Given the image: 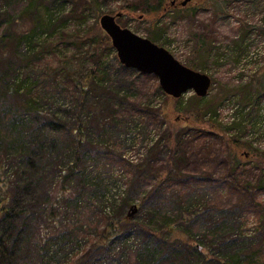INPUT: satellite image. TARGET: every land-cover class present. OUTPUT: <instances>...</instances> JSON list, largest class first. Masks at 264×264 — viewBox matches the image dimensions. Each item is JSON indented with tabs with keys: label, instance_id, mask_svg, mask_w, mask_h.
Masks as SVG:
<instances>
[{
	"label": "rangeland",
	"instance_id": "374dc122",
	"mask_svg": "<svg viewBox=\"0 0 264 264\" xmlns=\"http://www.w3.org/2000/svg\"><path fill=\"white\" fill-rule=\"evenodd\" d=\"M38 1L44 5L32 6L22 13L28 0H0V80L3 78L8 86H0V160L4 162L2 176L7 184L5 198L0 201V207L7 206L6 212L0 214L1 240L11 230L16 235V229L25 221L29 227L18 234L17 243L20 249L26 247L30 256L36 252L31 264H40L45 245L39 250L38 243L32 241V225L62 184L72 192L70 198H62L57 204L63 210V235L67 241L63 250L70 253L67 257L75 259L81 255V249H88L75 264L124 263L120 258L123 251L122 255L131 252L133 257L145 241L161 250V239L174 250L166 256L158 253L154 264H168L175 261L176 254L182 256V252V260L173 264H213L187 251L191 241H206L205 227L212 218L202 215L207 219L196 228L177 226L175 213L179 212L174 203L163 201L154 187L158 178L167 177L175 167L184 176L193 175L183 169L182 150H177L168 134L171 132L177 138L176 135L186 136L193 130L209 131L211 123L222 128L221 140L214 145L220 146L219 156L237 153L243 168L264 167V0H191L184 6L180 5L182 0H96L99 9L88 8L85 14L84 0ZM46 10L55 21L64 20L60 23L63 29L59 30L64 36L62 40L59 38L56 50L47 55L49 59L43 57L41 63H47L40 67L70 60L71 69L77 59H84L82 72L89 75L90 53L96 49L102 53L105 86L109 87L107 92L84 86V97L76 101L71 96L77 97V92L65 79L71 74L64 70L65 76L58 77L57 89L48 91L58 98L57 103L48 101L45 106L51 107L47 114H54L65 131L51 130L47 139L38 133L31 134L32 111L25 107L22 92L17 93V85L13 83L16 75L27 73L22 65L29 49L12 26L15 23L20 28H34L40 42L48 35L43 22ZM117 12H121L116 20L122 27L151 39L181 63L207 74L211 85L206 96L198 97L188 90L173 98L164 94L155 75L121 65L98 21L101 14ZM18 14L22 16L17 18ZM94 38L98 40L90 44L88 40ZM52 39L56 40L57 35ZM62 66L68 67V62ZM97 100L102 101L101 115L93 109ZM134 108L140 113L133 112ZM77 127L82 131L79 141H75L77 135L73 134ZM20 137L26 151H34L30 160L26 157L15 160L25 153L24 150L19 154ZM234 140L247 144L236 148ZM80 162L75 172L66 171ZM259 198L264 199V193ZM133 206L136 210L127 220ZM240 215L245 216L237 209L225 213L231 223ZM111 220L119 223L120 238L126 236V241L107 246L102 243L105 230L97 234ZM167 221L178 230L172 236L168 234L170 227L163 234L147 229L161 231L160 226ZM84 230L86 233L79 234ZM175 234L178 238H174ZM186 237L192 240L185 241ZM253 238L252 244L260 251L254 264H264V234ZM54 240L47 241L46 246ZM212 248V252L220 255L215 245ZM20 249L16 251L24 255ZM146 253L143 251L141 255ZM161 256L165 259L160 261Z\"/></svg>",
	"mask_w": 264,
	"mask_h": 264
},
{
	"label": "trees",
	"instance_id": "16d2710c",
	"mask_svg": "<svg viewBox=\"0 0 264 264\" xmlns=\"http://www.w3.org/2000/svg\"><path fill=\"white\" fill-rule=\"evenodd\" d=\"M84 1L85 2L82 4L83 14L86 13L88 8L92 10L99 9V7L96 6V0ZM40 5H44V3L38 0H33V2L29 3L28 0L27 5L23 7L24 9L22 13L26 12L28 8H32V6ZM21 16L22 15L18 14L17 18H20ZM43 22L47 26L46 29L48 30V35L40 42L37 40L38 34L34 28H20V26H15V23L12 25L15 31L17 30V36L26 43L27 48L29 49L28 55L25 56V63L22 65L24 68L26 66L27 73L26 75H16V79L13 83H16L17 85L16 92H22L25 107L32 111L30 119H32L31 126L33 131H31V134L38 133L39 136L47 139V134H49L51 130H55V132L58 130L61 132L65 131L63 126H61L56 121V118L52 116L54 114H47V112L51 110V107L45 106V104H48V101L52 104L57 103L58 98L53 97L55 96L53 94H48V91L57 89L58 84H60L58 77L64 74V70L68 69L71 74L70 77H66L65 74L64 76L66 81H68L71 87L77 92V97L71 96L76 101H79L84 97V86L87 89L103 88L106 89L107 92L109 91V87L105 86L107 80L105 79L106 69L103 66L102 53L97 52L96 49H93L90 53L91 55L89 59H91L90 63L92 66L87 70L90 73L89 75L84 76L82 72L83 64L85 63L84 59H77V61H75L76 65L71 69L70 64L72 61L70 60L60 61L57 65L52 67H49V65L47 67H40L47 63H41L43 57L56 50L57 42L60 41L59 38L62 40L64 36L63 31H59L60 29H63L60 28V25L64 23V20L59 19L55 21V17L48 14L46 10ZM10 23H12V21H8V24ZM55 35H57V39L53 40L52 37ZM98 35L100 36L99 33ZM97 40L98 39L94 38L88 40V42L90 44L96 43ZM105 40L107 41V39ZM46 58L49 59L48 56ZM67 62L68 67H64L63 69L62 65L65 66ZM44 68H49V70L45 71ZM29 73H32L33 75H29ZM85 77L88 80L83 81V78ZM0 86L8 87L3 78L0 80ZM100 103H102L101 100H97V102L95 101V107H93L99 115H101ZM105 103H108V106H111L108 100H106ZM58 109L60 110L59 107ZM54 111L55 110H53V113ZM56 112L59 113L58 111H55V113ZM133 112L139 114L140 110L134 108ZM150 118L155 119L153 115H150ZM25 119H27V117H25ZM216 125L217 127L215 124L211 123L209 131H203L202 129L193 130L187 133L186 136L176 135L177 138L172 136L171 132L168 134L169 140L171 138L174 139L176 143L175 147L178 148L177 150L179 152L182 150L184 156L183 169L192 171L193 175L184 176L181 173L180 168L178 170V168L175 167L173 168V173L169 171L167 177H160L156 180L158 183L154 187V190H157L155 193L159 196L162 195L161 197L163 201L168 200L174 203L175 210L179 212L175 213V216L178 217L177 226L186 225L196 228L199 223L203 224V221L207 219L202 215H208L212 218L211 220L208 219L210 224L205 227V242L193 243L190 237H186L185 241L190 240L192 243L187 245V242H184V244L188 246L187 251L191 252L193 256L201 258L203 262L210 261L213 262V264H254L255 260L260 256V251L258 246L252 244L255 239L253 237H256L257 235L262 236L264 234V199L259 198L260 193H264V167L248 165L247 168H243L244 165L240 163L237 153L219 156L217 151H219V153L221 152L220 146L215 148L214 145L216 141L221 140L222 128L220 125ZM73 134L77 135V137L74 138L75 141H79L82 135L80 127H77ZM23 140L22 137L18 140L19 145L22 147L19 154H22L24 150L25 153L17 155L15 160L18 158H23L24 160L27 158L30 160L32 158L30 153H34V151H26V147L23 145ZM27 142L28 139L25 138V143ZM232 143L235 144L236 148H241V146L243 147L247 144L239 143V141L236 140ZM41 148L43 149L42 146ZM179 162H181L180 158ZM3 164L4 162L0 160V201L5 198V189H7V184L3 178ZM80 164L81 162L78 164L75 163L74 166L67 167L66 171H74L77 165ZM71 196V189L61 184L60 187H58V191L53 194L49 205L45 207L44 213L39 215L32 225L34 229L32 241L38 243L39 250L40 247L45 245L40 264H61L74 259V257H72L73 259L67 257L70 253L63 250V246L67 244L63 235V210L60 209V205L57 206L62 198H70ZM233 209L242 211L245 216L242 218L240 215L237 221L231 223L232 221L230 222L225 217V213ZM6 210L7 206H1L0 214L4 211L6 212ZM8 211L13 212V209L9 208ZM130 211L127 215V220L130 215L135 212ZM170 224V221H167L166 224L160 226L159 230L161 231L147 229L151 233L160 232L163 234L162 231H166L170 227L171 231L168 234L172 236V233L177 232L178 230ZM27 227H29V225L23 221L20 228L18 230L16 229V235L11 230L3 241L0 238V264H31L34 256L33 254H36V252L30 256L28 254V249L26 247L20 249V243H17L18 234L22 233ZM120 227L121 226L117 221H106L103 228L101 230L99 229L100 231L97 235L102 234L103 229L105 230V233L103 234L104 237H102V243L107 246L117 244L119 241H126V236L122 239L120 238L122 234V228ZM84 233H86L85 230L79 232V234ZM97 235H95V237ZM178 236V234H175L174 238H178ZM53 238H55V240L46 246L47 241H50ZM94 238L90 240V243H93ZM239 239H242L243 241L248 240L243 242ZM21 241L24 242L22 239ZM262 243L264 247V241ZM9 244H11V247ZM159 244H162L161 250L156 246L148 245L147 241H145L143 244L144 247L142 246L141 248L136 249L133 257H130L131 252L129 255H122L124 253L123 251L122 254L120 253V258L123 259L124 263L120 261L118 264H154L159 257L158 253L166 256L167 252L171 253V251L174 250V247L171 248L163 239L160 240ZM212 245H215L219 250L220 255L216 251L212 252ZM17 249L22 250L24 255H21L22 252L16 251ZM87 250V247L85 250L81 249L79 251V253L82 251L81 255L77 253L79 256L74 259L75 261H70L67 264H75V262L81 260V257L88 253L86 252ZM143 251H146L147 253L141 255ZM183 255L182 252V256ZM163 256L159 258L160 261L165 259ZM182 256L176 254V257L173 258L175 261L170 260L171 262L168 264L180 262ZM150 260H152V262H150ZM159 264L167 263L161 262Z\"/></svg>",
	"mask_w": 264,
	"mask_h": 264
},
{
	"label": "water",
	"instance_id": "95a60500",
	"mask_svg": "<svg viewBox=\"0 0 264 264\" xmlns=\"http://www.w3.org/2000/svg\"><path fill=\"white\" fill-rule=\"evenodd\" d=\"M188 1L190 0H182L181 5ZM116 16H119V13L102 14L99 17V25L109 37L122 65L144 74L155 75L162 91L173 98L180 97L188 90H192L199 97L207 94L211 85V78L207 74L187 67L167 49L148 38L120 27L115 21ZM135 210L133 206L130 212Z\"/></svg>",
	"mask_w": 264,
	"mask_h": 264
}]
</instances>
